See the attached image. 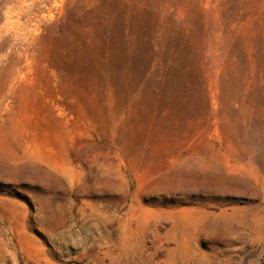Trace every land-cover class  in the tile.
<instances>
[{
  "label": "rangeland",
  "instance_id": "obj_1",
  "mask_svg": "<svg viewBox=\"0 0 264 264\" xmlns=\"http://www.w3.org/2000/svg\"><path fill=\"white\" fill-rule=\"evenodd\" d=\"M0 264H264V0H0Z\"/></svg>",
  "mask_w": 264,
  "mask_h": 264
}]
</instances>
